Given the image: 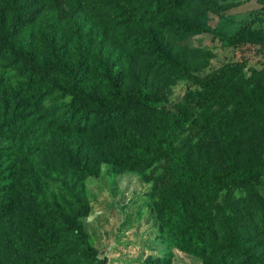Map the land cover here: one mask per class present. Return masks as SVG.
Wrapping results in <instances>:
<instances>
[{"label":"rangeland","instance_id":"1","mask_svg":"<svg viewBox=\"0 0 264 264\" xmlns=\"http://www.w3.org/2000/svg\"><path fill=\"white\" fill-rule=\"evenodd\" d=\"M215 1L229 8L203 13V0H0V36L23 11L26 26L9 38L17 48L84 62L86 87L106 97L117 78L122 92L147 89L160 104L185 108L188 124L174 145L212 179L264 163V6ZM185 20L196 29L176 30ZM157 40L170 61L155 51ZM65 81L55 71L35 85L9 48L0 52V125L20 106L29 127L23 143L10 133L0 138L18 166L10 210L0 215V264H245L244 253L264 263V176L200 194L168 229L173 205L201 193L179 182L162 152L174 118L138 109L83 134L67 132ZM146 146L158 151L149 166L139 152ZM77 195L90 206L82 221L94 261L64 221ZM193 222L205 226L200 246L190 241Z\"/></svg>","mask_w":264,"mask_h":264},{"label":"trees","instance_id":"2","mask_svg":"<svg viewBox=\"0 0 264 264\" xmlns=\"http://www.w3.org/2000/svg\"><path fill=\"white\" fill-rule=\"evenodd\" d=\"M182 2L183 0H170L171 4H179ZM259 2L264 6V0H259ZM228 8L229 5H224L215 0H203V13L209 10L223 11ZM158 10L157 7L155 11ZM135 12L136 10L133 9L132 14ZM17 13L13 24L8 28L3 27L0 36V52L4 48H9L13 58L25 64L30 78L35 85L45 81L55 71L60 72L66 77L65 83L60 85V88L64 94L72 96L70 111L73 122L65 128V131L83 134L106 122L125 119L138 109L160 110L164 114L174 118L173 124L164 134L162 152L167 159L176 164L178 172L177 179L179 182L181 184H197L200 186L201 193L188 192L182 201L173 205L169 210L170 224L168 229H171V227L175 228L176 224L183 222L182 216L185 210L200 194H212L225 187L234 184L250 183L264 176V163H261L248 168L234 166L209 179L203 171L194 169L189 158L182 154L174 145L175 140L186 130L188 124L189 117L185 108L172 104H160L159 99L147 89L128 88L125 92H122L120 82L117 78H114V82L111 85L112 90L109 97L95 90L88 89L85 83L87 65L84 62L72 65L69 61L63 59L54 61L46 57H41L34 50L17 48L9 41L13 31L16 28H23L28 21L26 16L22 17L23 11L20 12L19 10ZM175 29L186 34L196 29V25L185 20L178 22ZM239 33L235 36L238 37ZM159 41L152 42L155 51L159 53L164 61H170L171 54L169 48L161 45ZM25 117V109L17 106L13 120L0 125V138L5 133H10L9 138L20 139L22 142L23 131L29 129L25 124ZM139 152L142 154V158H144V166H149L158 154V151L153 146L140 148ZM11 157L12 153L10 150L5 151L0 147V215L3 212H8L12 204L14 175L18 166L15 160L10 162ZM92 169L95 172V168L93 167ZM172 175L170 173L167 174L166 181L171 179ZM75 201L78 205L77 210L71 214H65L64 221L67 224V228L76 232L83 243L84 256L91 261L97 260V250L91 244L89 234L85 230L82 221V218L90 210L89 203L84 197L78 195L75 197ZM186 227L191 232L190 241L195 245H202L200 232L205 230V226L201 222H193L187 223ZM244 263L264 264L259 257L248 253H244Z\"/></svg>","mask_w":264,"mask_h":264}]
</instances>
